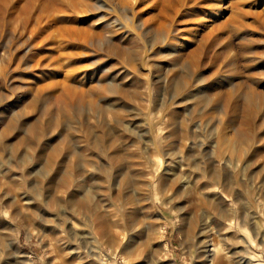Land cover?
Returning <instances> with one entry per match:
<instances>
[{
  "label": "rangeland",
  "instance_id": "obj_1",
  "mask_svg": "<svg viewBox=\"0 0 264 264\" xmlns=\"http://www.w3.org/2000/svg\"><path fill=\"white\" fill-rule=\"evenodd\" d=\"M107 17L92 28L112 43L95 44L87 63L109 90L95 109L39 97L29 42L10 26L0 31V264H115L106 255L113 252L116 264H206L207 226L231 216L249 225L227 230L236 238L221 244L264 264V108L252 116V143L241 157L217 146L222 124L239 126L246 87L237 82L264 92V37L249 41V51L236 46L234 58L222 47L210 51L199 75L175 52L159 54L150 87L122 78L126 44L118 40L123 30L114 31L123 22ZM132 48L136 56L139 44ZM215 89L242 93L234 98L238 115H223ZM156 149L167 162L151 185ZM208 175L220 177L235 204L198 200ZM90 217L104 223L105 236L89 227ZM110 235L124 244H110Z\"/></svg>",
  "mask_w": 264,
  "mask_h": 264
},
{
  "label": "bare ground",
  "instance_id": "obj_2",
  "mask_svg": "<svg viewBox=\"0 0 264 264\" xmlns=\"http://www.w3.org/2000/svg\"><path fill=\"white\" fill-rule=\"evenodd\" d=\"M102 8L106 10L105 14H101ZM106 15L112 18L110 20L114 19L115 23L123 22L114 31L116 34V30H123L118 40L122 39L126 44L122 49L117 45L123 55L120 54L122 78L130 77V82L141 81L150 87L156 76L152 73V59L159 54L175 52L177 59L187 64L194 75H199L210 51L222 47V53L229 52L228 55L234 58L238 55L234 50L239 51L236 46L247 50L249 41L257 38L259 42L264 37V0H0V31L10 26L29 42L33 50L31 68L39 71L36 74L39 77L38 84L35 85V92L39 97L48 96L53 104L60 107L79 103L88 104L95 109L97 100L104 95L109 96V90L106 82L104 83L105 78L102 74L98 75L99 69H91V66L88 68L87 63L95 59L89 57L94 53L92 47L95 44H104L108 40L112 43V38L106 40L107 36L100 34L102 31L92 28L96 18L106 19ZM101 28L103 26L99 30ZM150 34L154 35V38L151 37L154 41L147 38ZM134 42L139 44L141 52L135 53L136 56L140 53L138 59L132 48ZM104 57L111 59L108 55ZM234 60L232 59L231 71L238 72L239 68ZM41 73L45 75L41 76ZM237 83L240 87L242 84L246 87L245 92H242L244 99L241 95L243 107L239 126L235 131H230L229 129H233V126L229 128L231 124L226 128L222 124L217 135V146L220 152L227 151L239 158L246 152V148H250L252 116L257 109L264 108V92L253 87L254 83L253 86L243 80ZM234 92L215 89L212 93L213 99L216 97L221 102L223 115L229 119L238 115V103L234 102L238 93ZM154 156L156 165L150 170L153 174L151 185L157 183L158 175L162 173L159 171L164 169L167 162L158 149ZM207 177L208 182L203 189L208 192L200 194V202L206 203L209 197H213L229 206L235 204L226 193L220 177ZM87 219L92 224L90 228L95 229L100 236H105V225L98 217ZM248 225L249 222L245 219L233 216L225 217L217 225L209 223L207 227L210 235L206 236L208 240L203 249L206 258L204 263L262 264L261 259L239 258L233 246L229 244L226 248L221 244L228 238L233 241L236 238L235 233L227 237V230H237L240 227L246 230ZM109 229L108 234L111 233L110 226ZM110 237L109 243L112 245L119 246L123 243L114 235ZM261 248L264 250V246ZM123 251L126 252L127 248L124 247ZM106 255L115 264L120 257L117 252ZM131 255L133 253L128 251V256Z\"/></svg>",
  "mask_w": 264,
  "mask_h": 264
}]
</instances>
